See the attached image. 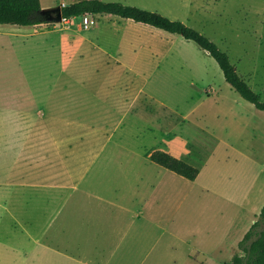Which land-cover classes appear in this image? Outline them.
Wrapping results in <instances>:
<instances>
[{"label": "rangeland", "instance_id": "rangeland-1", "mask_svg": "<svg viewBox=\"0 0 264 264\" xmlns=\"http://www.w3.org/2000/svg\"><path fill=\"white\" fill-rule=\"evenodd\" d=\"M118 1L209 36L264 101V0ZM0 28V70L17 83L27 74L43 87L71 81L75 158L83 153L71 218L119 236L118 264H230L264 206V110L226 81L216 59L194 40L114 14ZM155 150L198 176L152 161ZM35 227L3 226L0 264L35 263L44 248ZM75 242L57 247L90 261V243ZM42 264L83 263L59 253Z\"/></svg>", "mask_w": 264, "mask_h": 264}, {"label": "crops", "instance_id": "crops-1", "mask_svg": "<svg viewBox=\"0 0 264 264\" xmlns=\"http://www.w3.org/2000/svg\"><path fill=\"white\" fill-rule=\"evenodd\" d=\"M4 35L0 28V38ZM3 43L0 40V52ZM29 77L17 83L0 70V231L7 224L16 229L23 221L36 225L44 248L35 254L34 264H42L43 255L53 259L59 253L83 264H118L119 236L101 234L89 218H71L75 173H80L83 155L75 158L71 81L58 79L43 87L41 77L37 82ZM43 239L49 243H41ZM71 240L81 248L83 242L90 243V261L57 247V242Z\"/></svg>", "mask_w": 264, "mask_h": 264}, {"label": "trees", "instance_id": "trees-1", "mask_svg": "<svg viewBox=\"0 0 264 264\" xmlns=\"http://www.w3.org/2000/svg\"><path fill=\"white\" fill-rule=\"evenodd\" d=\"M41 0H0V23L40 27L51 23L41 12ZM63 17L71 19L85 14H114L137 22L154 25L171 33H177L196 41L216 59L228 81L246 100L264 110L261 94L238 72L228 52L224 51L209 36L180 19H172L155 10L146 9L123 1L78 0L62 4ZM151 160L184 177L195 179L199 168L164 150L151 153ZM241 251L234 254L230 264H264V206L256 221L239 242Z\"/></svg>", "mask_w": 264, "mask_h": 264}, {"label": "water", "instance_id": "water-1", "mask_svg": "<svg viewBox=\"0 0 264 264\" xmlns=\"http://www.w3.org/2000/svg\"><path fill=\"white\" fill-rule=\"evenodd\" d=\"M41 12L50 22H59L63 20L62 4L42 8Z\"/></svg>", "mask_w": 264, "mask_h": 264}, {"label": "built area", "instance_id": "built-area-1", "mask_svg": "<svg viewBox=\"0 0 264 264\" xmlns=\"http://www.w3.org/2000/svg\"><path fill=\"white\" fill-rule=\"evenodd\" d=\"M85 15H88V14H85ZM90 15H93V14H90ZM63 19H66V18H63ZM87 22H88L87 24L94 23L95 22V19L91 17L90 23H89V19H87Z\"/></svg>", "mask_w": 264, "mask_h": 264}]
</instances>
